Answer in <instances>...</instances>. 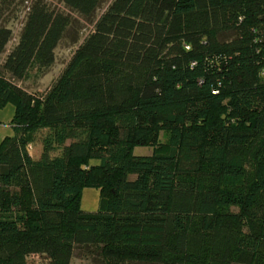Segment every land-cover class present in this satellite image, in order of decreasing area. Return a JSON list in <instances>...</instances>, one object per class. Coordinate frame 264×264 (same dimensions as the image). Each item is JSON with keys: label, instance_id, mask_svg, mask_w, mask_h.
I'll use <instances>...</instances> for the list:
<instances>
[{"label": "trees", "instance_id": "trees-1", "mask_svg": "<svg viewBox=\"0 0 264 264\" xmlns=\"http://www.w3.org/2000/svg\"><path fill=\"white\" fill-rule=\"evenodd\" d=\"M56 1L93 25L42 94L71 12L30 0L2 59L0 20V264H264V0Z\"/></svg>", "mask_w": 264, "mask_h": 264}, {"label": "rangeland", "instance_id": "rangeland-1", "mask_svg": "<svg viewBox=\"0 0 264 264\" xmlns=\"http://www.w3.org/2000/svg\"><path fill=\"white\" fill-rule=\"evenodd\" d=\"M60 8L69 12V8L65 7L63 3L56 0H50ZM30 0H0V20L7 21V24L12 28L13 36L8 42L5 52L2 54L1 59L4 57L8 49L15 43L22 23L25 19ZM103 8H99L94 14L93 18L97 17ZM69 10V11H68ZM72 21L65 31L63 37L55 48V61L53 64L40 76H30L23 80L17 81L23 87L30 91L42 94L48 86L52 83L54 78L59 74L65 62L73 52L78 43L85 37V35L92 28L93 23L83 18L80 14L70 11ZM14 113V104L11 101L6 102L0 106V140L5 135H13L15 133L14 125L11 121ZM45 132V129L37 130L35 133V140L30 144L29 152L33 157L40 155L42 144L40 135ZM151 149L144 146H135V153H147ZM93 162H98L99 158H93ZM100 195L99 189L95 186H83L81 189L80 206L84 210H96L99 207ZM29 264H48L44 255L31 254L28 256ZM71 264H100L91 255L81 254L75 252L72 257ZM140 264V263H130Z\"/></svg>", "mask_w": 264, "mask_h": 264}]
</instances>
